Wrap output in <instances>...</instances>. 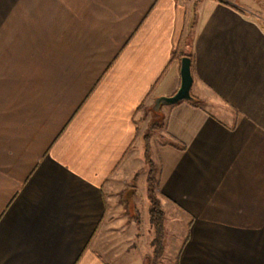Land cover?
<instances>
[{
  "label": "crops",
  "instance_id": "obj_1",
  "mask_svg": "<svg viewBox=\"0 0 264 264\" xmlns=\"http://www.w3.org/2000/svg\"><path fill=\"white\" fill-rule=\"evenodd\" d=\"M185 55L158 264H264V0H0V264H151Z\"/></svg>",
  "mask_w": 264,
  "mask_h": 264
},
{
  "label": "trees",
  "instance_id": "obj_2",
  "mask_svg": "<svg viewBox=\"0 0 264 264\" xmlns=\"http://www.w3.org/2000/svg\"><path fill=\"white\" fill-rule=\"evenodd\" d=\"M189 101L195 104L199 102V100L194 97ZM158 125L155 126V128L160 126ZM144 158L148 165L147 187H148V195L150 199V208H149L150 221L154 228V237L151 241L153 247V256H152L151 264H158L160 259L164 255L165 213L161 207L160 201L156 193V187L158 184L156 171L158 169V166L150 156V142H149L148 134L145 137Z\"/></svg>",
  "mask_w": 264,
  "mask_h": 264
},
{
  "label": "rangeland",
  "instance_id": "obj_3",
  "mask_svg": "<svg viewBox=\"0 0 264 264\" xmlns=\"http://www.w3.org/2000/svg\"><path fill=\"white\" fill-rule=\"evenodd\" d=\"M156 107H155V101L152 103H146L145 104V110L143 111V116L139 118V122H141L140 124V131H139V140L141 142V147H140V158L143 159V163H144V167L143 170L148 171V165L145 161L144 156L142 155V151L145 148V137L148 134L149 135V140L152 141L153 143H157L160 142L162 140L160 133H161V126H162V122H163V118L161 117V115H159L160 111H156ZM161 110V108L159 109ZM158 112V113H157ZM160 126H159V125ZM159 126L157 128H155V126ZM153 157V152L152 155ZM156 175H157V171H156ZM133 186H130L129 188H126L124 194H130L134 188H132ZM143 230L146 229L145 225L144 227L142 226ZM170 236V235H169ZM153 237H154V232H153ZM148 237L145 238V240L147 241ZM169 245V244H168ZM107 247L106 246H98L97 245V251H99L101 253V255L109 260L111 263L115 264V262L113 261V255L112 253L108 251H106Z\"/></svg>",
  "mask_w": 264,
  "mask_h": 264
},
{
  "label": "water",
  "instance_id": "obj_4",
  "mask_svg": "<svg viewBox=\"0 0 264 264\" xmlns=\"http://www.w3.org/2000/svg\"><path fill=\"white\" fill-rule=\"evenodd\" d=\"M181 83L178 90L170 96H160L155 100L156 111H159L164 104H176L182 100H190L193 98L191 89L193 85L192 60L191 57L185 55L181 60Z\"/></svg>",
  "mask_w": 264,
  "mask_h": 264
}]
</instances>
